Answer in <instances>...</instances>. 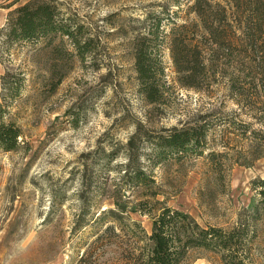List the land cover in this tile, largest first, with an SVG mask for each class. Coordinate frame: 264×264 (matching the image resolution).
<instances>
[{"label": "rangeland", "instance_id": "374dc122", "mask_svg": "<svg viewBox=\"0 0 264 264\" xmlns=\"http://www.w3.org/2000/svg\"><path fill=\"white\" fill-rule=\"evenodd\" d=\"M28 1L0 0V116L23 131L15 150H0V264H129L130 242L119 229L120 244H93L113 224L116 202L148 234L163 206L203 227L249 224L246 262L264 264V210L254 187L264 179V26L253 41L240 33L238 48L217 52L202 90L179 84L164 43L169 87L150 104L140 92L133 39L150 17H170L167 29L198 21L193 0L179 10L166 0H38L56 5L90 39L85 62L60 34L52 42L7 38L10 12ZM231 78L243 96L231 92ZM204 122L212 129L203 155L152 166L157 137ZM250 131L259 142L244 136ZM138 170L146 185L129 178ZM184 264L221 262L193 249Z\"/></svg>", "mask_w": 264, "mask_h": 264}, {"label": "trees", "instance_id": "16d2710c", "mask_svg": "<svg viewBox=\"0 0 264 264\" xmlns=\"http://www.w3.org/2000/svg\"><path fill=\"white\" fill-rule=\"evenodd\" d=\"M189 0H166L167 5L178 8ZM191 10L198 21L178 23L166 18L150 17L145 33L133 39L135 70L140 92L150 104L162 101L168 90L166 67L163 60V45L167 43L171 59L182 87L202 90L213 72V60L224 47L238 48L240 33L247 35L250 41L257 36L256 28L262 33L264 26V0H193ZM170 16V15H168ZM153 18V20H152ZM68 39L77 50L82 62L91 54L90 39L82 38L79 29L59 16L56 5L48 1L30 0L10 12L7 38L13 42H35L58 36ZM211 54V57H210ZM240 81L231 78L230 90L241 96L245 91ZM18 88L14 89L15 95ZM212 124L191 123L172 128L154 141L152 156L153 167L166 164L173 156L182 161L186 156L203 155L207 150ZM246 132V131H245ZM246 138L260 141V134L250 131ZM23 136L22 129L12 122H6L0 116V150H15ZM151 140V139H149ZM213 157L214 153H210ZM129 178L143 185L147 183L146 173L138 170ZM264 210V179L254 182ZM117 210L109 211L113 224L97 234L93 244L118 245L122 235L130 242L129 264H184L190 250L202 249L220 256L221 264H247L246 249L249 247L251 229L249 224L241 223L225 230L215 226H201L188 212L163 206L159 214L153 217V228L148 234L141 224L123 212L126 206L115 203ZM124 237V238H125ZM83 261V260H82Z\"/></svg>", "mask_w": 264, "mask_h": 264}]
</instances>
